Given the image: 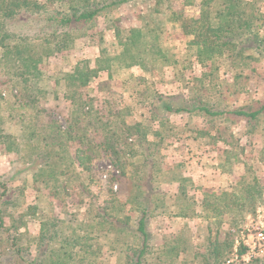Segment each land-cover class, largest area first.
I'll use <instances>...</instances> for the list:
<instances>
[{
	"label": "rangeland",
	"instance_id": "1",
	"mask_svg": "<svg viewBox=\"0 0 264 264\" xmlns=\"http://www.w3.org/2000/svg\"><path fill=\"white\" fill-rule=\"evenodd\" d=\"M155 1L129 0L114 8L108 16H98L87 29L86 36L75 39L67 49L44 58L38 64V74L30 76L27 82L17 76L11 80L14 52L4 57V48L0 44V177L12 174L14 186L22 188L17 206L5 219L6 224L19 242L32 251L39 220L59 217L65 212L83 219L88 201H106L111 189L117 200L125 204L123 210L118 208L119 214L124 211V216H130V222L135 221L137 212L129 211L126 204L131 191L130 168L126 167L128 175L121 174L113 153L104 151L100 143L106 133L119 124L118 121L124 126L134 127V133L135 126L140 124V128L147 131L150 141H153V132L163 131L161 138H157L159 144L150 148L155 152L161 169L157 180L161 192L159 200H152L151 204L153 210L148 227L153 253L148 260L155 263L159 253L162 254L165 249L173 264H198V254L205 251L209 237L208 227L212 229V234L216 229V220L210 213L202 212L199 206L202 192L219 194L231 191L241 178L256 176L257 187L261 191L257 194L254 207L244 212L241 219L236 216L234 224L229 222V215H225L219 228L220 238L229 231L233 240L232 251L222 264L234 255H240L243 248L238 264H256L258 259L264 258V254L248 253L245 247L251 239L250 232L260 225L256 211L264 207V162L258 154L264 145V123L247 132L245 121L233 114L208 118L198 113L164 114L161 110L158 116L162 120H155L150 116L149 108L153 107L151 97L158 94L175 98L173 101L176 104H180L179 99L182 98L204 101L218 109H253L264 102V57L238 62L225 59L216 62L215 69L203 67L189 50V38L182 35L177 24L166 23L161 30L163 45L177 64L166 66L158 61H149L152 64H147L146 70L136 65L121 68L117 58L114 59L120 53L116 32L122 35L131 28L143 26L145 21L152 24L159 22L161 14L152 12ZM183 1L173 0L172 8L182 9L186 18H198V5L193 3L184 7ZM244 1L247 3L244 8L256 7L264 13V0ZM157 8L161 9L158 4ZM13 43L14 40L6 42ZM99 57L113 59L102 64L100 60L98 62ZM86 62L96 71V76L87 85L76 86L73 84L77 83L74 81L76 74L70 76V73L78 66L81 69ZM107 63L112 65L109 70L104 69ZM77 95L90 105V114L75 128L76 137L68 139L66 145L71 154L78 146L92 148L94 159L90 170L85 172L70 167L72 171L69 174L58 176L50 173V166H42L40 176L34 180L37 162L30 164L29 158H33L35 152L26 146L21 135L22 128L28 133L42 125H52V121L59 122L58 115L61 117L60 124H69L74 111L72 99L76 100ZM11 101L15 103L11 105ZM84 125L86 131L80 129ZM13 139L22 140V144L11 145L7 149L3 142L11 143ZM138 155L136 152L130 159L136 166L141 165L142 158ZM45 157L39 156L38 160H46ZM118 159H124V155L118 156ZM57 160L62 163L61 159H55V162ZM109 164L119 171L112 178V182L117 183V189L100 177L103 172L115 175ZM23 166L26 171L21 173ZM58 168L54 170L58 172ZM180 184L185 186L194 203L186 201L181 195ZM146 187L150 185L144 184ZM187 205L189 207L185 208ZM184 209H188L186 217L179 215ZM124 237L118 238L119 243L124 239L131 240L129 236ZM172 246L176 247L173 251L169 250ZM123 263L122 253L106 252L101 264Z\"/></svg>",
	"mask_w": 264,
	"mask_h": 264
},
{
	"label": "trees",
	"instance_id": "2",
	"mask_svg": "<svg viewBox=\"0 0 264 264\" xmlns=\"http://www.w3.org/2000/svg\"><path fill=\"white\" fill-rule=\"evenodd\" d=\"M128 1L0 0V44L4 48L2 55L6 57L7 53L14 52L11 59L13 61L11 80L19 77L23 82H27L30 76H36L39 72L38 64L44 58L70 47L75 39L86 36L87 29L98 16H108L114 8ZM172 1L154 2L152 12L161 14L159 22L152 24L145 21L143 26L131 28L122 35L116 32L120 53L114 59L117 58L121 68L136 65L146 70L147 64H152L149 61H158L166 66L176 65L177 62L172 60V55L163 45L161 30L166 23L177 24L182 35L189 38L187 41L189 50L203 67L210 66L215 69L217 68L215 63L225 59L238 62L242 59L257 60L258 56L264 57V20H262L264 13L256 7L244 8L247 4L244 0H184L182 4L184 7L193 3L198 5L199 16L195 19L184 17L182 9L174 10ZM157 4L161 9L157 8ZM29 25L32 27H28ZM9 40H14V43L6 44ZM111 59L113 57H99L98 62L100 60L104 64ZM110 66L112 65L107 63L104 69L109 70ZM75 74L74 81L77 83L73 84L80 87L87 85L96 76V71L88 67L86 62L81 69L79 66L76 67L70 76ZM15 96L18 97L17 94ZM76 97V100L72 99L74 102L72 120L65 125V128H62L57 120L52 121V125H42L38 130L28 133L24 127L22 128L21 135L24 136L26 146H30L31 152H35L33 158H29L32 162L30 164L37 162V175L35 174L34 180L40 176L42 166H50V173L58 176L69 174L72 171L70 167L85 172L90 170L94 159L91 154L92 148L78 146L71 154L69 146L66 145L68 139L76 137L75 128L79 127L83 118L90 114V105L84 99L81 100L80 95ZM151 99L153 107L149 108V111L150 116L155 120L160 118L158 114L161 110L164 114L198 113L208 118L233 114L245 121L247 132L259 123H264V102L253 109L244 107L218 109L196 99L180 98V104H176L173 97H163L158 94H154ZM14 103L13 101L11 105ZM118 123L106 133L100 144L104 151L113 153L116 158L115 164L121 174L128 175L129 172L126 171L129 169L126 167L130 168L131 191L126 204L129 211L137 212L135 221L130 222V216H124V211L119 214L118 208L123 210L125 204L117 200L110 187L111 192L109 191L110 195L106 201L102 203L96 199L88 201L84 208L83 219L65 212L59 217L51 216L39 220L38 234L33 240L31 251L11 233L5 221L10 210L17 206L22 188L14 186L12 174L9 177H0V264H101L106 252L122 253L123 264H173L172 259L166 255L168 251L165 249L162 254H158L155 263L148 260L149 255L153 253L148 227L153 210L151 204L152 200H159L161 192L159 181L157 183L161 169L157 164L155 152L150 148L159 144L163 131L153 132V141H150L147 139V131H143L140 124L135 126L134 133L132 130L134 127L124 126L120 121ZM80 129L87 130L85 125ZM3 143L9 149L11 145L20 146L22 140ZM136 152L142 158L141 165L137 166L130 160ZM258 154L260 160L264 162V145ZM123 155L124 159H118V156ZM39 156H46V160H38ZM55 159H61L62 163L60 164L58 160L55 162ZM57 167L60 168L58 172L54 170ZM25 171L26 168L23 166L20 172ZM107 181L111 186L112 178H108ZM146 183L150 185L149 188H144ZM257 186L256 176L243 177L237 181L231 191L219 194L202 192L199 206L202 212L210 213L216 220V229L212 234V229L208 227L209 237L205 251L198 254V264H222L228 257L232 251L233 240L229 231L220 238L219 228L225 215H229V222L234 224L236 216L241 219L244 212L254 207L257 194L261 191ZM53 188L57 189L58 186ZM179 188L186 201L195 202L193 197L188 196L183 184H180ZM187 207L189 206L185 208ZM179 215L186 217L188 209H184ZM111 236H114L112 241L107 243ZM120 236V239L129 236L131 240L124 239L119 243ZM103 239L107 240L106 243ZM175 248L172 246L169 250L173 251ZM243 251L244 248L240 254ZM163 254L166 257H162ZM257 261L256 264H264V258Z\"/></svg>",
	"mask_w": 264,
	"mask_h": 264
},
{
	"label": "built area",
	"instance_id": "3",
	"mask_svg": "<svg viewBox=\"0 0 264 264\" xmlns=\"http://www.w3.org/2000/svg\"><path fill=\"white\" fill-rule=\"evenodd\" d=\"M59 122L60 120V115L57 116ZM62 128H65V125L61 124ZM109 168H112L113 165L109 164L108 165ZM112 172L115 173L109 175L107 172H103L100 174V177L104 180H107L108 178H113L116 177V175L118 174V169H116L115 167L112 168L111 170ZM112 176V177H111ZM111 187L113 189H117V183L116 182H112ZM257 216L260 220V225H256V227L253 229L251 233V239L250 241L246 242V247L248 250V253H256V254H264V207H259L257 209ZM242 256L241 254L238 255H234L233 257L227 259L225 261V264H238L239 261V257Z\"/></svg>",
	"mask_w": 264,
	"mask_h": 264
}]
</instances>
